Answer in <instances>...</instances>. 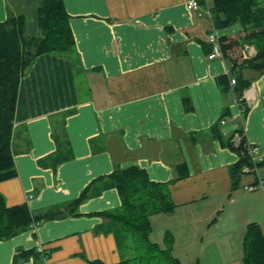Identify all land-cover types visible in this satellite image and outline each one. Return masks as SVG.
Segmentation results:
<instances>
[{"label":"crops","instance_id":"1","mask_svg":"<svg viewBox=\"0 0 264 264\" xmlns=\"http://www.w3.org/2000/svg\"><path fill=\"white\" fill-rule=\"evenodd\" d=\"M62 1L74 46L36 57L20 79L11 136L17 174L0 182V194L8 207L63 216L0 241V264L28 250L21 264H120L129 244L100 214L119 210L107 177L128 167L168 184L176 208L152 217L176 242L175 264H243L246 227L257 224L264 235V164L235 183L230 168L239 157L223 144L232 137L237 146L243 126L264 161V73L242 72L252 82L236 103L218 83L231 59L207 58L212 23L187 10V0ZM39 6L0 0V22L23 14L25 33L35 38ZM238 27L222 36L240 43ZM239 48L238 63L255 55L251 46ZM259 180L262 188L246 189ZM84 191L87 199L70 207ZM151 218L149 240L163 244L164 235L152 239ZM186 243L192 250L185 248L184 262L174 251Z\"/></svg>","mask_w":264,"mask_h":264},{"label":"trees","instance_id":"2","mask_svg":"<svg viewBox=\"0 0 264 264\" xmlns=\"http://www.w3.org/2000/svg\"><path fill=\"white\" fill-rule=\"evenodd\" d=\"M207 4L211 14L212 29L220 30L233 25H240L246 34L243 43L229 36H222L218 43L223 57L231 59L229 74L218 78L222 89H230V80H235L233 93L242 102L243 92L252 80L243 76L244 70L261 75L264 73V6L257 0H201ZM39 34L32 38L25 33L23 14H8L0 22V182L16 176V169L11 152L16 97L20 79L26 74L34 59L44 54H66L73 49L74 41L69 26V16L62 0H40L37 13ZM248 45L255 50L253 57L237 60L238 46ZM211 46L207 44V52ZM189 109V106H188ZM246 110L243 112L245 116ZM239 134L242 130L239 129ZM60 144V143H59ZM245 140L237 146L232 137L223 145L235 152L239 159L230 168L237 183L244 167L253 166ZM264 161L256 164L262 165ZM183 177L176 176L174 180ZM107 179L115 188L120 198V208L116 212L102 213L112 227L116 229L118 242L127 240L131 255L120 264H175L171 257L173 237L166 232L163 248L149 240L151 233L150 217L156 214H170L176 208L168 190L167 183L149 180L144 170L137 167L115 169ZM87 199L84 191L69 204L74 208ZM68 206V207H69ZM62 213H42L32 215L26 204L6 206L0 194V241L9 240L38 226L46 220L62 217ZM131 240V242H130ZM32 254V250L20 251L13 264H21ZM243 264H264V235L257 224H249L243 236ZM99 264V263H94Z\"/></svg>","mask_w":264,"mask_h":264},{"label":"built area","instance_id":"3","mask_svg":"<svg viewBox=\"0 0 264 264\" xmlns=\"http://www.w3.org/2000/svg\"><path fill=\"white\" fill-rule=\"evenodd\" d=\"M201 0H187L186 2V8L187 10L196 13L198 16H205L207 17L211 22V14L209 12V9L207 7L202 8V5L200 4ZM219 38L216 36V33L214 30L208 35L207 41L211 46L210 53L208 54L207 58L209 60L214 59L216 57H223L222 52L220 50V46L218 43ZM235 85V80H230V87L233 88ZM240 100L235 97V102L238 103ZM239 107V106H238ZM240 109V115H243L244 108ZM242 134H236L233 139L236 140L237 145L240 143V141L243 138V126H241ZM245 147L247 149V155L249 156L253 166L251 168L244 167L242 169V173H251L256 171V164L263 162V156L258 153V149L255 145H249L248 143L245 144ZM263 187V181H258L257 184L247 186L246 189L248 190H254L256 188H262ZM36 226H32V228H35ZM41 251V250H40Z\"/></svg>","mask_w":264,"mask_h":264},{"label":"rangeland","instance_id":"4","mask_svg":"<svg viewBox=\"0 0 264 264\" xmlns=\"http://www.w3.org/2000/svg\"><path fill=\"white\" fill-rule=\"evenodd\" d=\"M258 1V4L260 5V6H264V0H257ZM204 6V5H203ZM202 6V7H203ZM203 9H204V7H203ZM239 25V24H238ZM238 25H233V26H230V27H227V28H225V29H229V32L231 33L232 31L234 32V31H238L239 30V27H238ZM240 26V25H239ZM241 27V26H240ZM225 29H220V30H215L216 32H218L219 34H220V36H222L223 34V30H225ZM249 33V31L248 32H242V37H241V40H240V43H243V38H244V36L246 35V34H248ZM227 35V34H226ZM228 36V35H227ZM252 47V46H251ZM238 51H241V48H239L238 49ZM67 54V53H66ZM241 62V61H240ZM157 215V214H156ZM154 216V215H153ZM159 216V215H158ZM163 216V215H162ZM162 216H160V218H162ZM167 216V215H166ZM152 217V216H151ZM150 217V218H151ZM153 220H154V217H152L151 218V221L153 222ZM161 227H162V224H159V222L158 221H155L154 220V233L152 234V239L155 241V239H157L158 241L160 240V235H165L166 234V230H164L163 232L161 231ZM214 228H212L211 230H213ZM164 233V234H163ZM169 234H171L170 232H168ZM163 237V236H162ZM161 237V238H162ZM164 238V237H163ZM177 239H178V241H181V240H184V237H183V235L182 236H180L179 238L177 237ZM130 242H131V240H130ZM155 243H156V241H155ZM161 243V242H160ZM176 242H174V239H173V245H175V250H176V244H175ZM158 246H163V244H157ZM194 245V248H193V250H192V246H190V244H177V246H178V251H174L175 252V255L176 256H178L179 257V259H181L182 261H186V260H189L188 258H185V255L186 254H189V253H187V251H186V247H188V246H190V250H192V251H190V255H191V253H193V255H195L196 253H198V249H199V242H197V243H195V244H193Z\"/></svg>","mask_w":264,"mask_h":264}]
</instances>
